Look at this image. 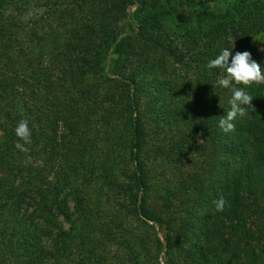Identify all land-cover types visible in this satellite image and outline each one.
<instances>
[{
  "label": "trees",
  "instance_id": "1",
  "mask_svg": "<svg viewBox=\"0 0 264 264\" xmlns=\"http://www.w3.org/2000/svg\"><path fill=\"white\" fill-rule=\"evenodd\" d=\"M9 1L0 0V102L16 86L26 93L14 109L16 120L0 106V264H7L8 256L17 264H42L62 256L72 235L91 240L85 233L88 212L73 191L83 158L101 150L95 147L99 132L110 146L103 149L98 176L114 187L121 169L127 181L118 188L133 210L164 227L165 244L157 240L150 264H160L163 249L164 264H264V84L235 85L254 97V107L236 118L234 131L224 133L218 124L230 107L231 90L220 95L215 82L224 70L207 67L222 49H231L222 41L227 29L241 46L264 28V1L157 0L150 7L152 0H73L72 8L59 9L67 11L72 25L65 41L50 30L41 42L32 26L27 57L14 54L12 26L4 16ZM220 2L228 20L203 29ZM130 5L136 7L133 36L118 25ZM177 22L187 25L181 47L173 39ZM166 41L173 44L169 55L175 62L200 69L195 80L178 83L159 71L157 51ZM110 53L112 73L122 83L119 94L108 90ZM252 58L264 69V52ZM21 119L32 130L27 154L15 147ZM39 152L58 159L56 178L26 159ZM192 156L205 165L185 172L188 179L176 189L190 193L183 195L185 207L176 206L172 189L150 204L154 163L180 169ZM66 189L73 194L71 209ZM220 196L227 201L223 212L213 203ZM64 222L70 223L68 230ZM135 247L124 244L129 262L143 264Z\"/></svg>",
  "mask_w": 264,
  "mask_h": 264
},
{
  "label": "rangeland",
  "instance_id": "2",
  "mask_svg": "<svg viewBox=\"0 0 264 264\" xmlns=\"http://www.w3.org/2000/svg\"><path fill=\"white\" fill-rule=\"evenodd\" d=\"M256 1L257 0H252V2ZM71 2H73V0H10L4 8V16L12 26L14 54L17 56L22 54L27 57V55L31 53L32 50L30 49L27 36L30 34V28L32 26H34L35 32L38 34L36 38L39 37V41L41 42H43L41 39L42 36L50 30L60 34V37L63 38L62 40L65 41V36L67 34H65V32L69 30L71 24L69 18L65 15L67 11L63 10L59 12V9L62 7H65V9L69 7L72 8ZM156 4L157 0H152L150 2V7H155ZM214 6L211 18L212 21L202 22L201 27L203 29H208L228 20L224 10V4L220 2L218 5ZM49 7H55L56 11L54 10V12H52V10H48ZM135 8V5H130L126 9L123 18L118 22V25L123 27V32L129 33L132 36L133 32L138 31L137 29L133 30V27H135L133 22L137 24L134 17ZM67 10L70 11V9ZM84 13L87 12L84 11ZM174 25V44L181 47V40L183 39V34L187 25L181 22L174 23ZM222 41L224 44L231 46V48L234 46L233 49L236 51H249L253 56L254 54L264 52V28L253 34L241 46H236L234 44L228 29L227 33H222ZM171 50H173V44L166 41L164 49L157 51L158 55L162 57V67H159V71L163 72L166 78L178 83H188L195 80L198 77L200 69L196 71L195 66L192 64L186 65L175 62L172 56L169 55ZM114 57V54H109L105 70L107 71L106 73L110 75L113 83L112 86L108 87V90L113 93L118 92L119 94L118 87L122 85V83L120 82V77H116L112 73V59H114ZM130 60L128 66L131 69L133 67V55ZM129 68L127 67L125 72H128ZM15 88L17 89L12 88L6 100L0 102L1 107H6L5 110L9 109L13 113L10 114L13 121L16 120L18 116V114H14V109L20 106V98H23L22 95L26 93L20 86H16ZM230 90V88H222L220 95H226ZM12 95H14V98L10 97ZM117 101L121 102L122 100L119 97ZM6 115L7 114H4V120L7 117ZM173 134L174 132L172 131L167 132V137ZM96 140L97 143L95 147L101 150L93 152L92 157L86 156L83 158V170L79 177V181H81L77 183L78 188L75 189L76 191H73L83 199L84 207H86L88 212L90 225L86 226L85 233L88 234L91 240L88 238L86 240H79L78 237L72 235L68 248L66 252L62 253V256H59L58 259L47 260L44 263L42 262V264H132L133 262H129L126 249L124 248L126 241L129 242L132 247L134 242V245H136L135 249L139 253V255L136 253V257H139L143 264H150L155 259L154 254L156 252L157 240L159 239L163 245L165 244L163 225L146 220L135 212L129 198L123 191L119 190L118 186L127 181L121 169V173L116 175V180L113 183L114 187H111V183H109L107 179H102L98 176L100 160L104 152L103 149L110 146V143L104 138L101 132L97 133ZM35 147L39 148L40 145ZM30 158L34 165H38L39 170L43 169L45 175L50 176L49 178L52 179L56 178L58 168L55 162L58 159H47L46 154L41 152L32 155ZM97 159L98 161L94 165L96 167L94 168V173L89 172L88 168H90V165L93 167L92 163ZM201 159L202 158L192 156L190 162H181L182 166H180V169L176 168L175 164L172 163H154L155 168L152 171L154 179L151 183L149 193L150 204L151 202L153 204H158L161 200L160 196L165 193V190L172 189L176 195L174 203L182 210V208L185 207L183 195L185 194L188 196L190 193H185L182 190L177 192L176 189H179V186L181 187L185 183L184 178H187L185 172H195L199 169L200 165H205L201 162ZM46 160L49 162H46ZM128 167L131 168L130 163H128ZM97 177H100V180L96 179ZM65 192H67L69 200L68 206L71 209L73 205V200L71 199L73 194L68 193L69 190L67 189ZM30 210L31 208H29V211ZM63 226L68 230L70 223L64 222ZM47 238L48 236L45 235L44 240L48 241ZM64 246L65 245H63V247ZM1 258L2 257H0V259ZM13 260L14 258L10 256L6 258L7 264H17L13 262ZM158 260L160 264L165 263L164 249L158 255Z\"/></svg>",
  "mask_w": 264,
  "mask_h": 264
},
{
  "label": "clouds",
  "instance_id": "3",
  "mask_svg": "<svg viewBox=\"0 0 264 264\" xmlns=\"http://www.w3.org/2000/svg\"><path fill=\"white\" fill-rule=\"evenodd\" d=\"M234 46L224 48L220 53L208 62L207 67L209 69L219 68L223 69V73L216 79V85L221 88H230L231 96L228 99L229 109L225 115L221 116L219 120V128L224 133H230L235 130L234 121L236 118L244 117L248 114V108L254 107L252 104L253 96L245 91V87H235V85L251 86L252 84H264V69L255 59L252 58V54L249 51H236L232 54ZM231 58V59H230ZM15 135L18 140L15 144L16 149L22 153H29L32 140V130L29 127V121L27 119H21L15 129ZM27 160H30V156H26ZM215 205V211L223 212L227 204L226 199L220 196L213 201Z\"/></svg>",
  "mask_w": 264,
  "mask_h": 264
}]
</instances>
